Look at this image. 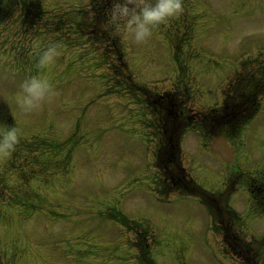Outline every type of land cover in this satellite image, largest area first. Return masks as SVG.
<instances>
[{
    "label": "rangeland",
    "instance_id": "obj_1",
    "mask_svg": "<svg viewBox=\"0 0 264 264\" xmlns=\"http://www.w3.org/2000/svg\"><path fill=\"white\" fill-rule=\"evenodd\" d=\"M182 3V13L154 29L153 37L144 43L132 44L123 31L119 34L134 78L153 80L150 87L155 90L173 88L172 82L183 69L175 67L176 55L188 64V71L200 70L201 73L200 66L204 62L193 63L198 60L196 49H206L219 58H234L242 35L254 32L249 41H264V8L251 14L264 6V0H182ZM88 6L89 0H0V124L13 126L8 122L14 115L15 126L20 130L19 144L25 143L26 139L34 142L27 157L35 156L36 150L41 151L37 155L39 163L29 164L23 174L19 173L20 165L18 170L4 171L11 155L0 158V180H5L6 186L25 177L29 189L39 194V208L30 212H19L15 207L0 204V264H46L55 259L61 264H130L133 259L136 264L127 251L134 232L121 225L125 218L120 221L110 215L112 207L109 204L115 193L120 195L115 209L141 222V226H137L138 234L144 231L143 225L149 227L151 250L158 264H173L174 252L177 260L181 258L183 240L173 242L167 256L154 253L158 241L153 238L157 239V227L160 226L155 215L143 219L128 213L129 202L140 203L136 200L142 194L139 189L134 193L130 191V200L129 192L125 193L128 181L138 183L137 188L142 186L152 191V170L147 164H152V143L148 140L151 134L141 130L135 118L129 117L135 109L140 114L148 112L142 106L140 95L132 97L122 89H115L99 47L90 42L91 38H85V30L80 32L74 24L76 20L85 24L89 18ZM240 19H246V22ZM86 34L91 37L89 32ZM53 43L62 48L56 65L51 70L39 68V52ZM249 44L246 51L253 53L251 47L256 46ZM211 64H219V61L212 60ZM235 70H228L225 79ZM37 74L50 79L55 94L33 109L19 110L10 97L20 91L18 85L25 78ZM216 74L213 71L204 79L198 77L199 81L208 83L206 88L211 91L205 93L207 102L193 98L196 109H204L218 100L216 93L222 92V88L211 87ZM5 78H10L12 86H6ZM196 83L198 81L194 80L192 85ZM47 104L48 112L51 110L52 114L41 111ZM53 114V121L43 129L47 123L45 118L50 120ZM18 116L32 117L22 119ZM145 120L142 115L141 124ZM138 137L145 142L147 139L145 148ZM45 141L50 144H44ZM240 141L235 143L241 150L239 158L246 155L240 166L245 170L264 171V143L252 149L248 134ZM182 143L192 151L195 139L188 138ZM202 152L199 144L194 156ZM183 161L189 166L188 158L184 156ZM1 191L5 188L0 187V196ZM6 191L12 193V189ZM177 209L173 203L155 208L161 214H173ZM90 214H95L98 219L90 221ZM102 215H106L104 221ZM146 215L147 212L143 213L144 217ZM251 222V230L259 233L264 230V222L257 223L254 218ZM188 225L174 220L168 232L173 236L175 232H184ZM33 236L48 241L56 238L60 252L53 242H40L37 246L46 255L45 263L41 262V253L32 246L37 240L33 238L36 239L33 241ZM192 238L194 252L199 256L190 264H216L206 256V247L202 245L211 243L215 246L213 241ZM58 253L64 256L56 257ZM224 259L227 258L221 260L226 264H235L230 256L228 261Z\"/></svg>",
    "mask_w": 264,
    "mask_h": 264
},
{
    "label": "clouds",
    "instance_id": "obj_2",
    "mask_svg": "<svg viewBox=\"0 0 264 264\" xmlns=\"http://www.w3.org/2000/svg\"><path fill=\"white\" fill-rule=\"evenodd\" d=\"M183 11L182 0H115L108 12V24L123 34L132 44H141L153 37L154 29L178 17ZM62 54L59 44H50L38 54V66L51 70ZM20 91L10 97L18 109L29 110L47 101L55 94L50 79L32 75L19 85ZM8 103L9 100L5 99ZM20 142L18 127L0 124V158L10 156Z\"/></svg>",
    "mask_w": 264,
    "mask_h": 264
},
{
    "label": "trees",
    "instance_id": "obj_3",
    "mask_svg": "<svg viewBox=\"0 0 264 264\" xmlns=\"http://www.w3.org/2000/svg\"><path fill=\"white\" fill-rule=\"evenodd\" d=\"M98 26L100 27V25L98 24ZM98 26H97V28H98Z\"/></svg>",
    "mask_w": 264,
    "mask_h": 264
}]
</instances>
